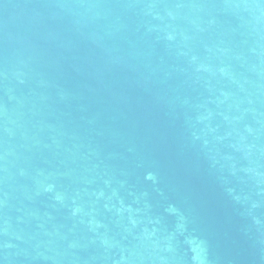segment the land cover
Wrapping results in <instances>:
<instances>
[{
    "label": "water",
    "instance_id": "water-1",
    "mask_svg": "<svg viewBox=\"0 0 264 264\" xmlns=\"http://www.w3.org/2000/svg\"><path fill=\"white\" fill-rule=\"evenodd\" d=\"M0 264H264V0H0Z\"/></svg>",
    "mask_w": 264,
    "mask_h": 264
}]
</instances>
